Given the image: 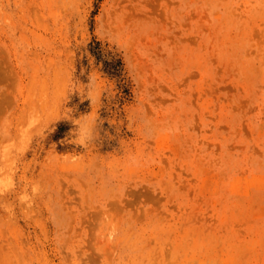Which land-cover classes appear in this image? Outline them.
Wrapping results in <instances>:
<instances>
[{"label":"rangeland","instance_id":"obj_1","mask_svg":"<svg viewBox=\"0 0 264 264\" xmlns=\"http://www.w3.org/2000/svg\"><path fill=\"white\" fill-rule=\"evenodd\" d=\"M0 264H264V0H0Z\"/></svg>","mask_w":264,"mask_h":264}]
</instances>
